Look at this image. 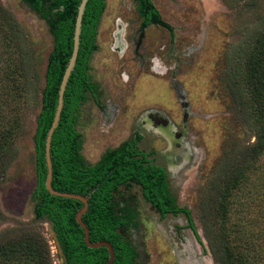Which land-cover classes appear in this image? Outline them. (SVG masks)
Segmentation results:
<instances>
[{
    "label": "rangeland",
    "instance_id": "rangeland-1",
    "mask_svg": "<svg viewBox=\"0 0 264 264\" xmlns=\"http://www.w3.org/2000/svg\"><path fill=\"white\" fill-rule=\"evenodd\" d=\"M152 2L172 26L171 34L159 25L140 27L132 0H106L97 49L89 61L96 92L81 105L76 126L80 152L86 163H94L105 150L139 134L138 146L153 150L156 161L166 168L175 202L190 210L201 242H196L185 215L160 219L137 185L121 186L116 202L118 208L126 206L135 213V226L126 233L137 247L138 264H180L184 252L176 229L204 254L207 264H217L205 233L213 226L201 200L229 142L252 138L251 132L242 134L223 83V67L236 54L247 29L264 14V0ZM0 4L28 35L35 79L34 95L15 140L16 156L0 179V242L39 234L48 245L51 264H65L47 222L33 219L31 198L35 118L53 37L47 20L28 2L0 0ZM164 128L170 129V136ZM186 150L195 157L191 164L185 163ZM22 223L31 226L21 229Z\"/></svg>",
    "mask_w": 264,
    "mask_h": 264
},
{
    "label": "trees",
    "instance_id": "trees-1",
    "mask_svg": "<svg viewBox=\"0 0 264 264\" xmlns=\"http://www.w3.org/2000/svg\"><path fill=\"white\" fill-rule=\"evenodd\" d=\"M48 22L53 37L47 58L40 109L35 118V186L31 192L35 219L47 217L65 256V264H106L108 250L91 248L75 213L82 203L54 196L44 186V139L53 118L59 84L72 49V36L80 0H24ZM49 2L45 6V2ZM138 2L144 24L173 28L165 22L152 0ZM106 0H88L82 17L75 66L64 92V103L51 140L52 186L59 191L87 195L82 216L90 241L107 240L114 249L112 264H138L137 247L126 231L135 226V213L118 208L121 186L135 184L160 219L183 214L200 243L190 210L178 206L166 168L153 150L138 146L136 134L105 150L94 163H86L76 126L80 107L96 85L90 58L97 49L98 27ZM61 7V8H60ZM57 9L56 11H52ZM236 54L225 60L223 83L234 105L242 134L248 142L230 141L218 160V171L208 181L203 196L212 228L206 238L217 264H264V14L247 29ZM29 39L14 14L0 4V179L16 156L15 140L23 125L25 109L34 95V73ZM21 225V229L29 228ZM0 264H51L48 245L39 234H23L0 242Z\"/></svg>",
    "mask_w": 264,
    "mask_h": 264
},
{
    "label": "water",
    "instance_id": "water-1",
    "mask_svg": "<svg viewBox=\"0 0 264 264\" xmlns=\"http://www.w3.org/2000/svg\"><path fill=\"white\" fill-rule=\"evenodd\" d=\"M88 0H80L79 4L77 6V12L75 16V21H74V29H73V36H72V49H71V54L69 56V59L67 61V64L64 68L63 75L59 84L58 88V94H57V102L53 114V118L51 120V124L46 132V136L44 139V160H45V167H46V175H45V180H44V186L46 190L48 191L49 194L54 195V196H60V197H67V198H73L79 200L82 205L79 207V209L75 213V219L76 222L80 225V227L83 229V240L85 244L88 247L91 248H96L100 246H104L108 250V259L106 264H112L114 260V249L111 245L110 242L107 240H98V241H90L89 239V229L85 222L82 220V216L85 213V211L88 208V198L92 192V190L87 194V195H82L74 192H67V191H59L55 188H53L51 182H52V160H51V140H52V135L53 132L58 125L59 119H60V114L61 110L63 107L64 103V92L66 89V85L68 82V79L70 77V74L75 66V61L79 49V43H80V33H81V25H82V17L83 13L86 7V3ZM61 8V7H60ZM57 9H53L52 11H56ZM33 219L34 215H33ZM35 220H43L47 222V224L50 227V230L54 236V240L56 242V246L58 248L59 253L64 259L65 262V256L64 253L61 249V246L59 244V241L57 239L56 233L53 229L52 222L47 219V217L35 219ZM20 225H28L26 223H22Z\"/></svg>",
    "mask_w": 264,
    "mask_h": 264
},
{
    "label": "flooded vegetation",
    "instance_id": "flooded-vegetation-1",
    "mask_svg": "<svg viewBox=\"0 0 264 264\" xmlns=\"http://www.w3.org/2000/svg\"><path fill=\"white\" fill-rule=\"evenodd\" d=\"M132 1L134 2V4L136 5V8H137L138 2L134 1V0H132ZM138 16L140 18V21H139L140 27L143 26L145 28V27L150 26V25L151 26L155 25L154 23H151V22L148 24H144L143 23L144 22V16L139 15V13H138ZM109 111H111V110H109V108H108V116L110 115ZM162 131L167 136H170V134H171V131L168 128H164ZM192 155H193V153H191V151L186 150L184 152L183 157H184L186 164H188V163L191 164L194 161L195 157H192ZM177 228L181 229L179 227H177ZM176 231H177V237L179 239L180 244L182 245V250L184 252V256H183L182 260L180 261V264H207L205 262V260L202 259L204 254L203 253L200 254V252L196 251L194 244L192 242H190L183 234L179 233V230L176 229ZM195 240H196V242H198L196 238H195Z\"/></svg>",
    "mask_w": 264,
    "mask_h": 264
}]
</instances>
